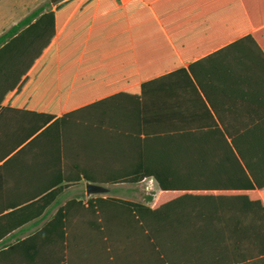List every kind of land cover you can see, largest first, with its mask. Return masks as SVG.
Masks as SVG:
<instances>
[{"label": "crops", "instance_id": "1", "mask_svg": "<svg viewBox=\"0 0 264 264\" xmlns=\"http://www.w3.org/2000/svg\"><path fill=\"white\" fill-rule=\"evenodd\" d=\"M100 1L55 30L54 68L39 66L54 85L0 98V264H264V0L258 15L253 0H148L118 13L109 2L130 0ZM40 6L39 17L55 2L26 4V16ZM35 21L26 57L46 39ZM212 54L216 70L245 68L247 81L217 83L208 99L175 62ZM97 96L101 126L81 111ZM221 135L251 139L262 188L249 176L227 188L239 171ZM86 182L104 191L87 195Z\"/></svg>", "mask_w": 264, "mask_h": 264}, {"label": "trees", "instance_id": "2", "mask_svg": "<svg viewBox=\"0 0 264 264\" xmlns=\"http://www.w3.org/2000/svg\"><path fill=\"white\" fill-rule=\"evenodd\" d=\"M85 0H56L55 6L49 13L42 15L39 17V14L43 11V6H40L29 13L27 16L25 15L19 21L11 25L7 30L0 34V98L7 97L8 94L13 90L15 86H17V91L20 92L23 88V85H36L40 83H45L46 85H54L56 82V78L52 72H47L43 74H39V66L46 62L48 65L54 68V57L51 56V52L54 50V32L55 30L61 26L62 23L68 18L70 12L73 8L79 4L84 2ZM101 0L100 2H103ZM108 1V0H107ZM140 2H149L148 0H130L124 5L116 6L112 1H108L112 6L113 11L116 13L124 11L128 9L127 7H133L134 3ZM247 4V3H246ZM249 10L254 8L255 14L262 13V1L261 0H253L252 4H247ZM253 11V10H252ZM36 18V21L33 23L31 28H44L42 32H44L45 40L42 43L39 54L42 50L47 47V50L43 53V55L39 58L38 52L31 57H26V25H28L33 19ZM46 20V24H42L38 20ZM30 28V29H31ZM257 28V27H256ZM22 48L24 52H22ZM215 55L203 57V58H185L179 57V59L175 62V67H182L183 64H186V73L190 76V81L197 86L199 89V97L210 98L213 97L211 95V89H214V85L221 82H231V83H244L247 81L246 69L237 68L234 69L230 65L222 66V73H220L214 67V61H216ZM207 70L208 72L204 71ZM155 76V75H154ZM210 85V88H206ZM31 92L35 97L41 98H50L47 94L40 93L37 89H32ZM45 92V91H44ZM46 93V92H45ZM61 93V92H59ZM53 97V96H52ZM57 98H62V94L57 96ZM101 96L92 97L89 99V102H94L91 105H85L82 107L81 111L83 113L94 114V116L98 117L99 125L102 123V100ZM93 100V101H92ZM88 102V101H86ZM67 107L64 106L63 114L67 113ZM57 113H51L48 117V120L51 119L53 115ZM224 145L226 146L228 152H225V158H228L229 162L233 161V165L238 167V171L235 175V179L239 184L231 185L227 188L229 189H246L247 185L251 186L252 184L248 183V176L255 180V187L253 188H262L257 179V171L252 169V166H249L251 153V145L250 140L246 137H235L228 139L222 135L220 136ZM101 142V136L97 139ZM96 140V141H97ZM260 140V139H255ZM69 144V141L65 143L64 140V148ZM81 144H86L85 139L82 140ZM255 156V155H254ZM256 157V156H255ZM84 162H79V169L81 170V175L84 179L88 181H93V179L87 174L85 171ZM243 185V186H242ZM62 187H57V189L49 191L48 195H53L58 193ZM251 188L252 187H248ZM146 237V236H145ZM150 256L149 250L144 247V257L146 258ZM111 264H118L117 257H113Z\"/></svg>", "mask_w": 264, "mask_h": 264}, {"label": "rangeland", "instance_id": "3", "mask_svg": "<svg viewBox=\"0 0 264 264\" xmlns=\"http://www.w3.org/2000/svg\"><path fill=\"white\" fill-rule=\"evenodd\" d=\"M56 0H0V32L14 20L26 15V4H51Z\"/></svg>", "mask_w": 264, "mask_h": 264}, {"label": "water", "instance_id": "4", "mask_svg": "<svg viewBox=\"0 0 264 264\" xmlns=\"http://www.w3.org/2000/svg\"><path fill=\"white\" fill-rule=\"evenodd\" d=\"M104 191V187L95 183L86 182L85 184V192L87 195L102 193Z\"/></svg>", "mask_w": 264, "mask_h": 264}]
</instances>
